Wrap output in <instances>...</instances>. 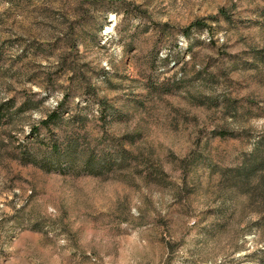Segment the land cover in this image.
<instances>
[{
	"label": "rangeland",
	"instance_id": "rangeland-1",
	"mask_svg": "<svg viewBox=\"0 0 264 264\" xmlns=\"http://www.w3.org/2000/svg\"><path fill=\"white\" fill-rule=\"evenodd\" d=\"M64 97L128 167L18 161L29 126L36 156L71 127L39 123ZM26 98L0 125V264H264L230 171L264 154V0H0V101Z\"/></svg>",
	"mask_w": 264,
	"mask_h": 264
},
{
	"label": "trees",
	"instance_id": "trees-1",
	"mask_svg": "<svg viewBox=\"0 0 264 264\" xmlns=\"http://www.w3.org/2000/svg\"><path fill=\"white\" fill-rule=\"evenodd\" d=\"M223 13L222 10H219ZM64 97L57 102L53 109L48 112L42 120L39 121L42 127H49V124L60 126V124H69L71 127L63 131L62 133L54 136L50 142L44 146L43 150H39V156L32 153V148L36 142L38 126L31 125L27 131L26 140L22 143V149L18 161L22 164H32L39 168L48 171L52 169H58L60 171L69 169L77 172H85L91 175H102L106 171L111 169H124L128 167L129 163L134 159L131 157L130 150L122 146V144L116 143L111 148L99 149L96 153L93 152L92 147L88 143L80 145L78 138V131L80 126L87 120L85 115L79 113H70L68 107H63ZM99 103H103L100 101ZM13 101L6 99L0 101V125L10 122L11 114L26 111L30 109V106L34 105V102L29 98H26L18 106H16L12 112L11 106ZM104 111L98 113V118L105 123V108ZM64 113L69 116H62ZM69 122V123H67ZM216 135L223 136L224 132L218 130L214 132ZM131 143L130 140H126ZM261 143L264 146V137L261 139ZM259 149L253 150L248 162L240 167L233 168L230 171L235 173L241 188L245 189L248 196L257 197L260 199L261 208L264 210V154L258 155ZM110 157H113L110 159Z\"/></svg>",
	"mask_w": 264,
	"mask_h": 264
}]
</instances>
